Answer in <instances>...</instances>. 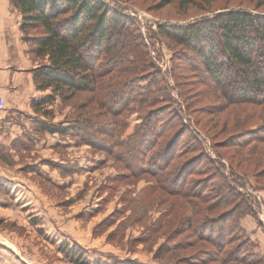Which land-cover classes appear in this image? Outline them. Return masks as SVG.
<instances>
[{
    "label": "rangeland",
    "instance_id": "rangeland-1",
    "mask_svg": "<svg viewBox=\"0 0 264 264\" xmlns=\"http://www.w3.org/2000/svg\"><path fill=\"white\" fill-rule=\"evenodd\" d=\"M101 1L128 18L125 27L134 36L124 39L127 51L132 50V44L137 43L135 35H139L146 46L148 58L155 63V70L158 71L159 79L152 83L156 84V89L165 90L170 99L166 95L158 102H143L142 108L137 102L139 97L130 98L123 109L113 112L117 106L110 107L101 102L102 94L112 92L118 96L127 94V91L119 84L122 75H126L120 70L119 61L122 59L117 57L115 60L110 56L111 64H116L109 62L113 71L105 77L102 86L91 92L78 91L65 102L56 96L51 103L43 106L47 114L37 111L34 118L47 123L62 126L72 125L77 120L78 124L80 120L84 126L91 123L87 132L96 145L88 144L71 129L65 133H49L38 129L36 124L26 130L30 137L28 141L11 142L12 146H17L15 151L0 147V165L12 169L8 174H16L25 182L27 193L41 195L54 217V220L47 217L49 223L46 220L43 222L39 216L32 217L33 224L41 225L38 232L27 231L10 219L16 213L7 212L10 214L7 219L0 215V231L4 230L8 239L21 237V245L27 250L26 253L3 254L2 262L112 264L114 260L134 258L142 264H221L218 259L192 261L195 256L208 257L205 252L211 253L217 247L209 239H200L184 220L180 222L191 216L195 222L201 221L197 217L200 212L196 206L200 201L192 197L200 187L191 185L188 193H171L167 187L158 184L154 174L141 169L133 172L115 156L117 142L127 140L141 124V117L148 115L151 109L161 107L165 110L158 123L176 121L173 115L178 109V115L185 125L200 126L207 133L200 130L203 138L199 136L206 153L214 158L216 152L223 155L220 158V171L229 179L233 178L240 193L251 202L253 212L246 214L248 220L243 222L244 236L255 245L251 248L252 252L264 254V224L259 220V214L264 215V161L256 163L264 141L257 151L251 148L254 142H250V146L240 145L243 139L237 136L263 123L264 105L248 102L229 104L224 99H216L218 92L210 84L199 82L190 68L179 65L177 53L180 45L157 30L160 23L189 22L210 11L217 12L230 6L246 5L264 13V4L256 6L255 0H212L206 6L201 0H195L193 5L181 9L177 0L165 4L164 0ZM188 54L190 61L200 63L198 54L190 51ZM148 71L153 73V68ZM149 85L147 83L145 87ZM49 92V89L43 91ZM159 93L160 90L153 92L156 95ZM213 105H219L213 114L203 112V109ZM153 123L158 125L157 120H151L146 125V131ZM176 129L177 126L167 130L166 139L175 136ZM185 135H188L187 131ZM147 137L153 138V134ZM44 138L45 142L42 141ZM163 138L160 136V140ZM106 146L114 151H107ZM177 149L179 151L181 148ZM195 153L198 151L186 154L184 159ZM207 173V170L194 172L190 179L201 182L199 180H203ZM14 180L15 183L0 179V198L15 197L17 188L12 185L20 186ZM206 191L209 192L208 189ZM24 208L30 209V214L40 210L35 204H28ZM49 229L48 239L46 232ZM216 233L215 230L210 233L212 238ZM66 246L70 249L67 250ZM78 258L81 260L79 263L76 262Z\"/></svg>",
    "mask_w": 264,
    "mask_h": 264
},
{
    "label": "trees",
    "instance_id": "trees-1",
    "mask_svg": "<svg viewBox=\"0 0 264 264\" xmlns=\"http://www.w3.org/2000/svg\"><path fill=\"white\" fill-rule=\"evenodd\" d=\"M170 1L164 0V4ZM211 1L201 0V3L209 6ZM177 2L181 9H186L195 0ZM255 2L256 6L264 4V0ZM10 3L20 11V29L22 38L28 44V51L39 60L31 69L36 89L50 90L32 100L35 112L47 114L43 106L51 103L56 96L65 102L78 91L91 92L102 86L105 77L113 71L109 65L110 56L115 60L117 57L122 59L119 61L120 70L126 75H122L119 84L127 91V94L118 96L112 92L102 94L101 102L106 106H117L116 109L112 108L113 112L123 109L130 98L139 97L137 102L143 105V102L151 104L168 95L165 90L156 89V84L152 83L156 78L159 79L158 71L155 63L148 58L141 37L135 35L137 43L132 44L131 51H127L124 39L134 36L125 27L128 18L114 12L105 2L10 0ZM256 9L246 5L230 6L217 12L210 11L189 22L160 23L157 30L180 45L177 53L179 65L190 68L199 82L210 84L219 94L216 99H224L229 104L248 102L264 105V13ZM189 51L198 54L200 63L190 61ZM151 67L153 73L148 71ZM147 83H150L148 88L145 87ZM155 90H160V93L153 94ZM180 93L183 94L181 90ZM218 106L205 108L203 112L213 114ZM164 110V107L151 109L148 115L141 117L143 119L135 132L123 142L118 140L115 156L123 160L133 172L141 169L154 174L158 184L167 187L171 193H188L191 185L200 187V192L197 191L192 197L200 201L196 205L200 216L193 214L201 221L197 220L196 223L191 216L180 222L184 220L200 239H209L217 249L211 253L205 252L206 258L195 256L192 261L218 259L221 264H264V254L252 252L254 244L244 236L246 232L241 224L242 217L253 212L251 202L240 193L234 179H229L228 175L220 171V158L223 155L216 152L214 158L206 153L200 130L207 133L200 126L185 125L178 115V109L172 114L176 121L158 123ZM151 120H157L158 125L153 123L146 131ZM35 121L38 129L49 133H65L71 129L88 144L96 145L87 132L91 123L84 126L80 120L78 124L77 120L72 125L62 126L37 117ZM175 126L177 134L166 139L167 130ZM186 131L188 135H185ZM149 134H153V138L147 137ZM160 136L164 138L160 140ZM237 136L243 139L240 145L250 146V142H254L251 148L257 149L264 141V121ZM178 147L181 148L179 151ZM105 149L114 151L107 146ZM195 151L198 153L184 159L186 154ZM259 161H264V147L256 158L257 164ZM201 170H207L209 174L199 180L201 182L192 181L190 176ZM214 230L218 233L212 238L210 233ZM80 261L78 258L76 262ZM112 264L142 263L134 258H126L114 260Z\"/></svg>",
    "mask_w": 264,
    "mask_h": 264
},
{
    "label": "crops",
    "instance_id": "crops-1",
    "mask_svg": "<svg viewBox=\"0 0 264 264\" xmlns=\"http://www.w3.org/2000/svg\"><path fill=\"white\" fill-rule=\"evenodd\" d=\"M20 17V11L11 5L10 0H0V98L5 102V106L0 107V147L13 151L17 146H12L11 142L17 141L19 143L20 141H28L30 138L26 130L36 125L34 118L36 112L31 102L43 93L42 90L36 89L34 83L31 69L37 65V59L28 51V44L22 38ZM42 141L45 142V138ZM47 142L49 145V140ZM48 149L49 147L46 150ZM8 171L13 170H8L0 165V179L5 182H8V179L13 180L14 183V179H16V184L20 187L12 185L13 188H17L14 198H0V215L7 219L9 218L7 216L10 215L7 212L16 213L10 219L24 226L27 231H38L39 226H41L33 224L31 222L32 217L39 216L43 222L46 220L48 223L47 217L50 216L54 220L44 198L41 195L31 194V192L27 193L25 182L16 174H8ZM256 194L257 198H260V195ZM28 204L33 206L35 204L40 207V210L30 214V209L24 208ZM247 217L248 215L242 217V226H244L243 222L248 220ZM259 220L264 224V215L259 214ZM58 228L60 229V225ZM50 232V229L46 232L48 239ZM21 239V237L8 239L4 230L0 231V249H4V251H0V264H21L15 260L14 262H7V260L2 262L1 260L3 254L26 253V247L21 245ZM26 262L38 264L33 261Z\"/></svg>",
    "mask_w": 264,
    "mask_h": 264
},
{
    "label": "built area",
    "instance_id": "built-area-1",
    "mask_svg": "<svg viewBox=\"0 0 264 264\" xmlns=\"http://www.w3.org/2000/svg\"><path fill=\"white\" fill-rule=\"evenodd\" d=\"M5 106V102L3 101V99L0 98V107H4Z\"/></svg>",
    "mask_w": 264,
    "mask_h": 264
}]
</instances>
